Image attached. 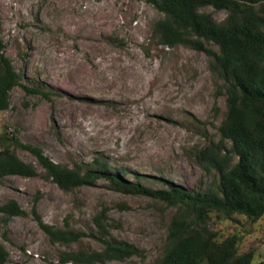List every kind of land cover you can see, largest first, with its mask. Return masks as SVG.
Here are the masks:
<instances>
[{"label":"rangeland","instance_id":"obj_1","mask_svg":"<svg viewBox=\"0 0 264 264\" xmlns=\"http://www.w3.org/2000/svg\"><path fill=\"white\" fill-rule=\"evenodd\" d=\"M204 11L219 22L227 17L212 7ZM161 17L146 0H0L6 55L21 85L40 91L11 92L9 110L0 112V136L6 131L83 173L104 162L111 173L126 171L125 181L154 190L169 182L190 191L215 186V171L205 170L198 156L220 141L223 81L205 53L157 44L152 30ZM15 152L38 175L0 183V206L16 200L26 213L8 223L0 214L7 264H62L64 253L101 251L99 222L144 251L108 264H161L175 208L117 191L106 179L63 191L33 154ZM37 216L80 233L81 241L53 243ZM210 228L220 238L241 233V252L256 249L253 264H264V217L251 222L214 214Z\"/></svg>","mask_w":264,"mask_h":264},{"label":"trees","instance_id":"obj_2","mask_svg":"<svg viewBox=\"0 0 264 264\" xmlns=\"http://www.w3.org/2000/svg\"><path fill=\"white\" fill-rule=\"evenodd\" d=\"M162 14L152 30L159 45L174 48L186 46L212 59V69L223 81L227 111L220 125V141L209 145L198 156L207 171H215L217 183L206 190L190 191L169 182V188H148L142 183L123 179L126 171L111 173L104 162H95L84 173L55 163L40 147L22 144L4 132L0 136V183L9 176L32 178L36 168L21 160L16 148L33 154L47 176L63 191L93 186L106 179L117 190L143 195L176 209L169 226L161 264H253L256 249L241 252V233L220 238L210 228L212 216H244L251 222L264 217V0H146ZM212 7L227 17L219 22ZM218 48V50L214 48ZM0 38V112L10 108L11 92L22 86L27 93L37 89L21 85V75L6 55ZM4 223L23 216L16 200L0 206ZM40 227L53 243L70 245L81 241L80 233L55 229L37 216ZM101 251L68 252L61 262L75 264H108L142 257L144 251L134 244L110 235L99 222ZM9 252L0 243V264H7Z\"/></svg>","mask_w":264,"mask_h":264},{"label":"bare ground","instance_id":"obj_3","mask_svg":"<svg viewBox=\"0 0 264 264\" xmlns=\"http://www.w3.org/2000/svg\"><path fill=\"white\" fill-rule=\"evenodd\" d=\"M78 111H80V110H78ZM82 114V113H81Z\"/></svg>","mask_w":264,"mask_h":264}]
</instances>
